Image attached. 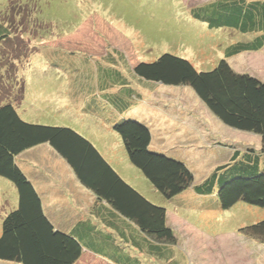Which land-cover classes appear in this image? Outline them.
Returning <instances> with one entry per match:
<instances>
[{
    "label": "rangeland",
    "instance_id": "obj_1",
    "mask_svg": "<svg viewBox=\"0 0 264 264\" xmlns=\"http://www.w3.org/2000/svg\"><path fill=\"white\" fill-rule=\"evenodd\" d=\"M206 1L0 0V20L9 23L14 33L0 47V72L5 70L3 76L0 74V101L6 93L2 79H16L18 67L15 62L23 65L25 55H30L31 65L22 68L19 74V79L25 81L24 98L18 105L23 119L81 130L129 183L148 199L165 206L176 238L171 247L172 264H264V243L249 232L251 225L264 220V206L241 199L223 208L217 191L200 194L195 189V185L203 184L216 167L231 161L235 148H260V135L223 123L190 86L153 83V92L147 93L155 101L160 99L156 109L161 115L163 113L164 119L162 122V117L155 111L147 122L148 125L163 123L162 131L165 130L156 147L158 151L186 161L194 173L193 184L170 199L155 189L141 169L131 163L122 137L108 125V120L113 118L111 110L101 106L98 111H90L92 121L87 124L86 120L80 119L75 95L69 94L68 79L77 75L90 81L86 88L91 93L84 95L89 97L88 101L93 94L101 105L96 96L104 90L109 95H102L109 98L118 93L129 98L127 80L134 77L129 70L119 80L115 77L101 79L108 87H100L97 83L101 77L97 72L98 65L111 67L112 64L107 63L110 59L107 51L113 53L116 49L125 54L132 67L136 62H153L164 53H170L191 60L200 71L214 69L227 57L230 43L242 36L224 29H211L207 23L210 22V8L202 5ZM64 50L76 53L75 68H59L71 73L54 69L48 59ZM227 60L236 71L256 75L264 81V51L246 52ZM68 61L69 58L65 62ZM49 79L53 81L49 82ZM56 83L65 85L66 89L58 88ZM16 96L20 97L19 91ZM146 106L153 110L150 105ZM141 110L137 117H147V109L141 107ZM95 116L101 119L95 121ZM54 178L57 180L58 176ZM66 180L59 179L72 195L73 182ZM45 184L52 182L47 180ZM47 187L51 189V186ZM64 187L59 186L60 189ZM0 194L1 198L6 197L5 201L0 199L1 235L4 217L18 207L19 193L12 181L0 176ZM83 202L90 203L91 196L86 195ZM77 264L105 263L84 255ZM165 264L170 263L165 261Z\"/></svg>",
    "mask_w": 264,
    "mask_h": 264
},
{
    "label": "trees",
    "instance_id": "obj_2",
    "mask_svg": "<svg viewBox=\"0 0 264 264\" xmlns=\"http://www.w3.org/2000/svg\"><path fill=\"white\" fill-rule=\"evenodd\" d=\"M202 5L210 8V22L207 23L211 29H224L242 36L230 43L227 57L221 59L214 69L200 71L191 60L170 53H164L153 62H136L132 67L125 54L116 49L113 53L107 51L110 56L107 63H111V67L107 68L102 63L98 65L97 72L101 77L98 78L97 74V83L100 87H108L101 83V79H121L129 70L135 78L127 80L128 86H137L141 80L150 84L190 86L223 123L233 129L260 135V148H235L231 161L216 167L203 184L195 185V189L200 194L217 191L223 208L241 199L264 206V81L256 75L236 71L227 60L243 52L264 48V0H207ZM215 18L218 20L215 21ZM13 34L9 23L0 20V47ZM68 54L71 55L63 58ZM75 54L64 50L48 56V59L50 65L60 71L62 66L75 68ZM25 57L23 65L15 62L17 78H4L1 84L6 93L0 101V176L14 183L19 193V203L3 219L0 261L15 264H76L84 252H93L115 264H165V261L172 264L174 253L171 247L176 238L169 225L165 206L148 199L129 183L81 130L31 123L23 119L18 105L24 98L25 81L19 79V74L22 68L31 65L30 55L26 54ZM68 58L69 61L65 62ZM4 71L0 72L1 76ZM60 72L71 73L66 69ZM89 83L75 75L68 79L69 94L81 98L87 92L91 93L86 88ZM56 86L66 89L61 83H56ZM17 89L19 98H16ZM127 90L129 96L131 87H127ZM105 91H100L99 95H109ZM103 95V99L114 102L120 96L116 104L119 110L132 106L130 96L127 98L118 93L116 97L109 98ZM85 105H89L91 110L101 107L93 94ZM110 115L113 117L108 120L110 129L120 134L131 163L141 169L155 189L172 199L193 184L194 173L186 161L151 148L152 142L161 138L163 123L148 125L145 116L139 118L130 113L117 118L113 113ZM43 144L51 146L69 164L81 184L94 194V208L97 209L94 215L105 222L102 226L86 220L67 231L52 223L45 212L40 193L18 163L20 154ZM249 232L264 243V220L251 225Z\"/></svg>",
    "mask_w": 264,
    "mask_h": 264
},
{
    "label": "crops",
    "instance_id": "obj_3",
    "mask_svg": "<svg viewBox=\"0 0 264 264\" xmlns=\"http://www.w3.org/2000/svg\"><path fill=\"white\" fill-rule=\"evenodd\" d=\"M260 51H264V48ZM260 51H255V53H258ZM137 81L139 80L137 79ZM138 83H139V85H137L138 87L136 85H131V86L127 85L128 89H130L131 87V92L129 96L133 100L132 106L129 109L119 110V107L116 104L119 102L117 101V99H120V96L114 99L116 100L114 102L111 101L110 99H103L101 97L102 94L98 97V99L100 100L102 98L101 106L108 107L111 110V113L115 115V118H117L118 116H122L124 114L127 115L129 113L131 115L141 114L142 111L141 107H144L147 109L146 112L147 117L144 119L146 123H148L147 119L151 117L152 113H155V111L159 116L162 117V119H164L163 113L161 115V112L156 109L157 108L156 106H158L160 99L157 98L156 100L157 102H156L154 98L152 99L151 95L147 93V92H153V85L145 82L144 80H141ZM135 86L136 88H134ZM73 98L78 106L77 109L79 110L78 114L81 115L80 117L81 121L86 118L90 119L89 113L90 111H94L95 107H93L91 110L88 108L89 105H85L89 97L82 96L81 98H79L78 96H73ZM147 104L150 105L153 108V110L148 109L146 106ZM98 118L101 119L100 117L95 116L94 120L97 121ZM90 121L92 120L91 119L86 120L87 124H91ZM95 124L98 123L96 122ZM161 128H163V126ZM91 130L95 131V128ZM164 132L165 130L161 134H163ZM173 134L176 133L174 132ZM158 141L159 139L157 141L152 142V146H151L152 149L155 148L157 149L156 145ZM174 142L175 144H177V140H175ZM54 156H55V160L52 161ZM18 163L23 169V171L27 174L29 179L33 182L38 192L40 193L45 212L49 216L52 223L55 224L57 228L71 231L77 226V224L80 221H86V220H91L93 221V224L99 226H102V224L105 223L102 219L94 215L95 214L94 212L97 210L96 208H94L95 206L94 203L96 200L94 194L90 190H88L83 184H81L77 175L73 172L69 164L61 156H59L51 148V146H49L48 144H43L26 150L25 152L20 154L18 158ZM55 176H58L57 180L54 178ZM59 179H64V180L70 179L69 182L72 180L73 188L75 189L72 195L70 194L69 189H66L61 184L62 182H60ZM47 180H50L52 182V184L47 185V186H51V189L47 187L45 184ZM59 186L64 188L60 189ZM3 191L5 193L4 189ZM88 194L91 196V202L85 204L83 202V198ZM78 196H79V200H77ZM1 197L2 195L0 194V199L2 201L6 200V197L3 198ZM84 255H88L94 259H98L105 264H115L111 260L98 256L93 252H84L80 260L84 257ZM0 264H15V263H7L0 261Z\"/></svg>",
    "mask_w": 264,
    "mask_h": 264
}]
</instances>
